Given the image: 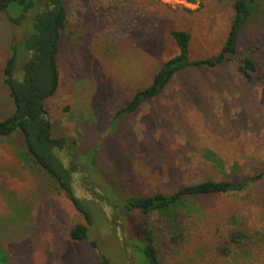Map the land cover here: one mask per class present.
<instances>
[{
	"label": "rangeland",
	"instance_id": "374dc122",
	"mask_svg": "<svg viewBox=\"0 0 264 264\" xmlns=\"http://www.w3.org/2000/svg\"><path fill=\"white\" fill-rule=\"evenodd\" d=\"M66 5L61 83L46 104L56 136L76 140L82 152L100 147L98 189L147 196L207 178L239 182L264 170V83L239 68L243 53L255 48L264 79V0L255 1L236 55L214 68L178 71L117 126L112 123L117 111L179 53L171 31L191 33V60L213 56L226 42L234 0H66ZM22 11L12 2L0 12V119L15 108L4 67L12 36L22 34L9 26L8 14ZM18 138V133L0 137V250L8 256L6 264H101V251L112 264H149L139 242H128L142 239L138 215L126 218L124 226L117 223L126 239H115L101 215L89 238L72 239L71 227L85 222L83 216L51 178L21 157ZM171 215L156 211L149 217L164 264H264V178L240 192L188 197L178 217ZM232 233L242 234L232 240Z\"/></svg>",
	"mask_w": 264,
	"mask_h": 264
},
{
	"label": "trees",
	"instance_id": "16d2710c",
	"mask_svg": "<svg viewBox=\"0 0 264 264\" xmlns=\"http://www.w3.org/2000/svg\"><path fill=\"white\" fill-rule=\"evenodd\" d=\"M255 1L234 0L235 15L226 42L219 53L213 56L191 60V33L187 30H172L179 53L166 60L154 74L150 85L138 90L127 105L117 111L112 123L118 125L122 117L162 92L178 71L194 66L214 68L236 55L241 32L252 16ZM12 2L20 5L23 11L8 14L9 26L22 30V34L12 36L11 53L4 67V82L15 108L11 114L0 119V137L18 133L17 141L23 149L20 150L21 157L23 155L51 178L83 216L85 222L75 223L71 227L72 239L82 241L89 238L91 227L98 221L97 215H101L105 225L114 231L115 239H126L125 229L121 232L117 223L124 226L126 218L138 215L143 218L142 239H129V245L134 241L139 242L149 264H164L155 242V233L150 226L149 217L152 213L159 211L172 214L171 220H174L178 217L175 213L188 197L240 192L264 178L263 170L239 182L207 178L185 184L169 193L158 192L147 196L123 195L114 190L110 194L103 193L98 189L101 180L97 179V176L102 178L97 168L100 147L95 145L82 152L76 140L56 136L46 104L47 99L57 93L61 83L59 53L62 36L69 24L66 0H0V12L8 11ZM255 51V48H249L243 53L239 59V68L248 79L264 83L254 56ZM110 215H114L113 223ZM116 217H119L120 222L116 221ZM241 234L232 233L229 238L234 240ZM92 242L98 246L96 239ZM100 255L101 264H112L106 253L101 251ZM7 262V254L0 250V264Z\"/></svg>",
	"mask_w": 264,
	"mask_h": 264
},
{
	"label": "crops",
	"instance_id": "0c3cea01",
	"mask_svg": "<svg viewBox=\"0 0 264 264\" xmlns=\"http://www.w3.org/2000/svg\"><path fill=\"white\" fill-rule=\"evenodd\" d=\"M3 95H4V89H3V86H2V87H0V102H2V100H3Z\"/></svg>",
	"mask_w": 264,
	"mask_h": 264
}]
</instances>
